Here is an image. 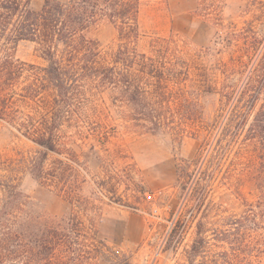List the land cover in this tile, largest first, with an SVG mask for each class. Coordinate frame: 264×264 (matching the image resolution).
<instances>
[{"label": "rangeland", "instance_id": "374dc122", "mask_svg": "<svg viewBox=\"0 0 264 264\" xmlns=\"http://www.w3.org/2000/svg\"><path fill=\"white\" fill-rule=\"evenodd\" d=\"M43 1L29 0V7L39 10ZM138 32L134 51L164 66L160 84L139 80L151 111H142V98L133 101L121 84L82 87L58 132L57 153H48L44 161L43 185L29 182L21 169L39 148L0 120V174L22 181L28 205L37 213L76 215L84 246L102 242L131 264H187L198 221L209 236L221 229L223 217L264 204V154L247 136L264 90L244 125L235 127L262 81L264 62H256L253 54L264 51V0H150L140 9ZM87 36L98 43L101 57L118 49L117 30L107 20ZM9 54L34 66L46 64L31 41L18 42ZM41 96L43 103L19 101L17 106L36 115V108L43 112L40 106L50 100L46 92ZM232 107L238 117L233 122ZM184 161L201 187L208 186L206 204L191 218L196 193L179 210L176 168ZM9 167L20 169L9 172ZM56 172L63 173L67 195L59 192ZM3 198L0 189V203ZM178 215L185 226L177 243L168 244ZM89 256L84 264H115Z\"/></svg>", "mask_w": 264, "mask_h": 264}, {"label": "trees", "instance_id": "16d2710c", "mask_svg": "<svg viewBox=\"0 0 264 264\" xmlns=\"http://www.w3.org/2000/svg\"><path fill=\"white\" fill-rule=\"evenodd\" d=\"M148 1L44 0L39 10H33L29 0H0V120L39 148L21 167L29 182L46 183L42 177L44 161L48 153H57L58 132L73 102L81 95L82 87L97 90L121 84L133 101L142 98L146 108L142 111H151L141 96L144 89L139 80L153 78L160 84L164 66L154 64L133 49L139 36V12ZM102 20L115 26L119 41L116 52L105 58L101 57L98 43L87 36L89 29ZM20 41L38 44L46 64L39 67L14 59L9 50ZM253 58L264 62V51L255 50ZM119 66L122 68L118 69ZM262 66V81L254 88L246 115L238 118L234 107L231 109L230 120L238 118L237 130L244 125L264 90ZM253 70L247 79L252 78ZM43 92L50 98L45 106H40L43 112L36 108L38 114H24L17 106L19 101L43 103ZM247 136L259 144L264 154V103L253 116ZM18 169L9 167L7 171ZM194 174L189 161L176 168L180 211L196 193V204L189 218L206 204L208 193V186L201 187ZM57 175L53 177L59 192L67 195L63 173ZM15 177L0 174V189L4 193L0 203V264H84L91 253L107 263L131 264L125 254L113 251L102 242L98 241V246L94 244L92 248L80 244L82 224L76 215L50 217L34 211L28 205L22 181ZM67 201L73 203L70 197ZM179 215L172 223L168 244L172 240L177 243L185 226ZM220 220L221 229L213 230L209 236L204 235V224L198 221L196 238L187 251V264H264V204Z\"/></svg>", "mask_w": 264, "mask_h": 264}]
</instances>
